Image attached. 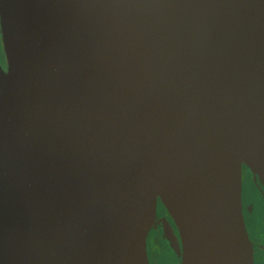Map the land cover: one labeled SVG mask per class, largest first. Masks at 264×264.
<instances>
[{
    "label": "water",
    "instance_id": "water-1",
    "mask_svg": "<svg viewBox=\"0 0 264 264\" xmlns=\"http://www.w3.org/2000/svg\"><path fill=\"white\" fill-rule=\"evenodd\" d=\"M0 264H255L264 0H0Z\"/></svg>",
    "mask_w": 264,
    "mask_h": 264
},
{
    "label": "flooded vegetation",
    "instance_id": "flooded-vegetation-1",
    "mask_svg": "<svg viewBox=\"0 0 264 264\" xmlns=\"http://www.w3.org/2000/svg\"><path fill=\"white\" fill-rule=\"evenodd\" d=\"M7 69L6 57L0 62V69ZM242 211L249 237L254 250L255 264H264V182L245 165H242ZM164 218L173 226L174 235L181 245L179 229L165 206L159 201L156 221L152 225L147 238V250L150 264H160L163 252L173 257L172 264H181L171 241L166 239L162 230ZM158 240L161 244L158 243Z\"/></svg>",
    "mask_w": 264,
    "mask_h": 264
},
{
    "label": "rangeland",
    "instance_id": "rangeland-1",
    "mask_svg": "<svg viewBox=\"0 0 264 264\" xmlns=\"http://www.w3.org/2000/svg\"><path fill=\"white\" fill-rule=\"evenodd\" d=\"M6 57L4 48H3V39H2V33L0 30V62H3V59ZM158 243L161 244V242L158 240ZM173 256L168 252L162 253V260L160 261V264H172L170 263V260Z\"/></svg>",
    "mask_w": 264,
    "mask_h": 264
}]
</instances>
